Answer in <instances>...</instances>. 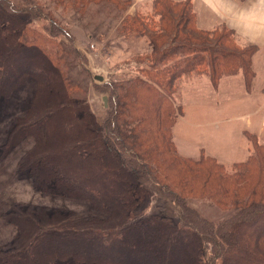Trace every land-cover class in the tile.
Listing matches in <instances>:
<instances>
[{"label": "trees", "instance_id": "trees-1", "mask_svg": "<svg viewBox=\"0 0 264 264\" xmlns=\"http://www.w3.org/2000/svg\"><path fill=\"white\" fill-rule=\"evenodd\" d=\"M41 1L0 0V102L23 78L35 81L5 149L31 137L21 174L41 192L88 204L14 205L0 215L17 228L0 247V264H264V141L247 132L251 153L228 169L204 152L181 154L173 138L180 78L206 73L216 87L242 72L250 89L256 46L239 45L226 26L199 28L190 0H153L151 13L121 21L122 32L146 37L150 47L133 57L143 62L135 75L100 84L109 105L98 115L67 71L58 35L71 45L74 37ZM80 1L118 10L132 4ZM39 19L48 22L44 33L31 24ZM146 179L176 207V219L163 204L135 213ZM191 199L210 200L226 214L211 219Z\"/></svg>", "mask_w": 264, "mask_h": 264}, {"label": "rangeland", "instance_id": "rangeland-1", "mask_svg": "<svg viewBox=\"0 0 264 264\" xmlns=\"http://www.w3.org/2000/svg\"><path fill=\"white\" fill-rule=\"evenodd\" d=\"M43 1L50 7L59 23L74 37L75 47L63 35H58L67 49L64 57L70 79L82 88L77 96L85 97L91 110L101 115L108 106L103 101L104 92L98 88L102 83L95 79V75H103L105 81H116L135 75V66H142L143 62L138 63L133 57L148 51L147 48L150 47L146 37L122 32L123 17L135 12L130 13V7L118 10L108 3L79 0L55 5L51 0H42L41 3ZM31 24L41 32L49 29L45 20L39 19ZM212 85H196L191 79L181 82V89L175 94V104L181 105V112L173 126V138L182 154L196 158L202 150L230 169L233 163L245 160L251 150L227 153L229 149L224 144H230L232 148L234 145L243 144L240 135L243 122L238 119H225L227 116L236 115L239 106L223 108L219 111L220 114L209 112L210 107L206 104L209 105L212 99L219 98ZM34 90L35 81L31 77H25L12 95L2 98L0 102V215L16 204L23 207L47 205L50 208L68 210H81L88 204L62 194L41 192L34 188L28 176L21 174L19 161L33 144L31 137L25 138L11 150L5 149L11 124L28 108ZM229 109L232 111L226 112ZM145 186L144 196L135 213L151 212L163 204L169 215L176 219V207L166 200L159 188L147 179ZM190 203L211 219L219 220L226 214L207 199H191ZM16 233V226L1 217L0 247L12 241Z\"/></svg>", "mask_w": 264, "mask_h": 264}, {"label": "crops", "instance_id": "crops-1", "mask_svg": "<svg viewBox=\"0 0 264 264\" xmlns=\"http://www.w3.org/2000/svg\"><path fill=\"white\" fill-rule=\"evenodd\" d=\"M131 1L130 13L138 11L147 15L152 12L153 0ZM190 1L199 28L213 30L226 26L234 31L235 40L239 45L251 44L256 46V51L252 56L254 77L250 89L246 87L242 72L223 76L216 87L212 85L213 83L206 73L184 75L178 82L179 91L181 82L184 79H191L192 83L196 85H209L210 83L212 87L214 86L213 89L219 94V98H216L218 100L212 99L209 105L206 104L210 107L209 112L219 113L223 108L231 107V105L239 106L236 115L227 116L225 119H238L243 122V129L240 134L242 135L243 144L234 145L233 148L230 144H224V147L229 149L228 154H234L235 151L239 150H246L247 152V150H251L250 141L246 135L247 132L257 135L261 141H264V0ZM147 49H149V46ZM231 111L232 109H229L226 112ZM201 152L203 151L201 150L199 155ZM180 153L182 154V152Z\"/></svg>", "mask_w": 264, "mask_h": 264}, {"label": "water", "instance_id": "water-1", "mask_svg": "<svg viewBox=\"0 0 264 264\" xmlns=\"http://www.w3.org/2000/svg\"><path fill=\"white\" fill-rule=\"evenodd\" d=\"M95 79H97L101 83H103L105 81L104 76L101 75V74L95 75ZM103 101H104L105 106L107 107L108 106V97H107V95L103 96Z\"/></svg>", "mask_w": 264, "mask_h": 264}]
</instances>
